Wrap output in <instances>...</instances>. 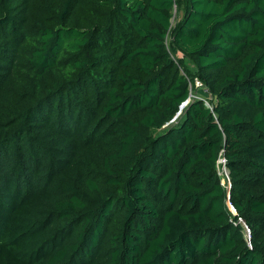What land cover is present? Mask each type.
<instances>
[{
  "label": "trees",
  "instance_id": "16d2710c",
  "mask_svg": "<svg viewBox=\"0 0 264 264\" xmlns=\"http://www.w3.org/2000/svg\"><path fill=\"white\" fill-rule=\"evenodd\" d=\"M0 264H264V0H0Z\"/></svg>",
  "mask_w": 264,
  "mask_h": 264
},
{
  "label": "built area",
  "instance_id": "2783aa9c",
  "mask_svg": "<svg viewBox=\"0 0 264 264\" xmlns=\"http://www.w3.org/2000/svg\"><path fill=\"white\" fill-rule=\"evenodd\" d=\"M196 85H200V83H199L198 81H196ZM206 104L209 105V103H207V102H206ZM224 162H225V160H224L223 157H220V158L218 159V170H219V173H220V174H223V171H224V173H225V177H227V171H226V168L223 166ZM220 167H222L223 170L220 169ZM223 182H224V180H223ZM245 230H246V233H247V235H248V237H249V236H250V230H249V228H248L246 225H245Z\"/></svg>",
  "mask_w": 264,
  "mask_h": 264
},
{
  "label": "water",
  "instance_id": "95a60500",
  "mask_svg": "<svg viewBox=\"0 0 264 264\" xmlns=\"http://www.w3.org/2000/svg\"><path fill=\"white\" fill-rule=\"evenodd\" d=\"M188 100H189V98H187V100L185 101V102H183V104L181 105V107L180 108H182L185 104H186V102H188ZM180 111H181V109L177 112V114L176 115H178L179 113H180Z\"/></svg>",
  "mask_w": 264,
  "mask_h": 264
},
{
  "label": "rangeland",
  "instance_id": "374dc122",
  "mask_svg": "<svg viewBox=\"0 0 264 264\" xmlns=\"http://www.w3.org/2000/svg\"><path fill=\"white\" fill-rule=\"evenodd\" d=\"M178 56H181V54H179L178 53ZM189 101V100H188ZM187 103V102H186ZM220 169H222L223 170V168L222 167H220ZM223 177L225 176V173H224V171H223V174H221Z\"/></svg>",
  "mask_w": 264,
  "mask_h": 264
}]
</instances>
